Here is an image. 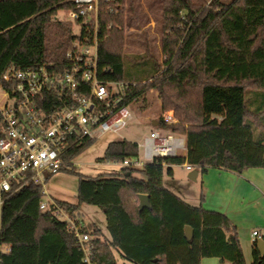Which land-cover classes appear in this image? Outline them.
<instances>
[{"label":"trees","instance_id":"trees-1","mask_svg":"<svg viewBox=\"0 0 264 264\" xmlns=\"http://www.w3.org/2000/svg\"><path fill=\"white\" fill-rule=\"evenodd\" d=\"M129 0H99L98 63L110 68L109 81L133 84L125 104L156 90L163 112L179 120L160 129L186 136L187 155L156 157L142 169L122 167L97 176L63 170L79 179L76 204L56 200L58 208L77 219L83 204L98 207L106 218V238L97 226L80 232L91 238L92 264H117L115 251L131 264H201L205 258L246 264L237 228L223 213L192 206L164 185L173 166L191 165L241 174L264 168V0H211L205 6L186 2L163 5L158 23L163 65L149 57L134 76L125 72L126 10ZM73 0H0V87L11 67H69L67 53L79 38L74 23L53 21L58 11L75 10ZM85 29L82 30V36ZM92 37V36H90ZM154 80L153 85L134 84ZM48 111L47 108H45ZM2 116L0 113V127ZM82 140L64 156L72 162L94 144ZM127 140L110 142L99 163L118 164L138 156ZM151 207L139 209V195ZM42 187L29 184L11 194L1 219L0 243L10 246L1 264H87L75 232L53 209L43 211ZM186 227L192 238L186 237ZM252 264H264L257 242Z\"/></svg>","mask_w":264,"mask_h":264},{"label":"built area","instance_id":"built-area-1","mask_svg":"<svg viewBox=\"0 0 264 264\" xmlns=\"http://www.w3.org/2000/svg\"><path fill=\"white\" fill-rule=\"evenodd\" d=\"M73 2L76 9L65 15L78 24L75 34L79 38L67 53L69 67L63 71L46 66L31 70L11 67L3 75L11 86L3 89L7 102L0 107V231L3 207L11 194L33 184L41 186L46 195L50 177L73 165L64 156L75 145L85 139L95 141L106 133L119 134L132 119L125 100L133 84L104 79L111 69H101L98 63L99 0ZM161 120L169 127L180 123L174 112H164ZM161 130L151 131L144 143L138 144V156L116 165L142 169L156 157L184 156L186 136ZM140 149H144L142 154ZM183 166L187 171L194 169L188 163ZM40 209H53L68 223L84 262L92 264L91 238L80 232L85 223L59 209L53 198L42 200ZM251 237L253 242L264 241V229L253 230ZM9 251V245L0 243V264L1 255Z\"/></svg>","mask_w":264,"mask_h":264},{"label":"rangeland","instance_id":"rangeland-1","mask_svg":"<svg viewBox=\"0 0 264 264\" xmlns=\"http://www.w3.org/2000/svg\"><path fill=\"white\" fill-rule=\"evenodd\" d=\"M186 2L192 4H201L207 6L211 0H129L126 10V44L125 52V72L127 79L129 74L133 76L142 65L141 59L149 57L156 63L163 65L164 55L162 53L161 35L159 34L158 23L162 20L163 5L167 2ZM231 0H222L228 3ZM56 16L60 21L66 20L65 11H58ZM79 30L78 24H74V31ZM134 76L133 79H137ZM154 80H145L141 83L134 84L138 87H147L153 85ZM7 102L4 90L0 87V107ZM12 103V101H10ZM161 99L156 90H149L144 99L133 103L130 106L132 119L128 126L121 130L119 134L106 133L95 140L94 144L85 150L81 155L73 160V166L76 173L84 176H97L107 173L108 170H119L121 167L114 163H99V159L103 156L107 145L110 142L127 140L143 144L151 131L161 130L159 127L152 125L153 121H158L164 113L161 108ZM172 112V111H171ZM162 131V130H161ZM178 134V133H177ZM144 149H140L142 154ZM189 172L182 167L176 168L175 181L167 184L172 188L177 196L192 206H199V199L194 197L198 195L199 184L188 179ZM167 177V176H165ZM167 179V178H166ZM79 179L76 174L60 171L50 177L46 183V195L43 200L48 202L50 198L55 200L76 204V194L78 191ZM185 196V197H184ZM78 218L85 225L97 226L107 233L105 214L95 206L83 204L79 209ZM109 237V235H108ZM245 245L242 246V249ZM117 264H131L124 260L120 254L115 251Z\"/></svg>","mask_w":264,"mask_h":264},{"label":"crops","instance_id":"crops-1","mask_svg":"<svg viewBox=\"0 0 264 264\" xmlns=\"http://www.w3.org/2000/svg\"><path fill=\"white\" fill-rule=\"evenodd\" d=\"M186 155L187 153L184 156ZM177 167L185 168L183 165L173 166V177H164L165 187L172 192L174 190L167 184L175 181ZM108 171L107 173L118 172ZM193 171H197L194 184H199V191L198 195H195L193 190L192 192L194 197L199 199V206L223 213L230 219L237 228L241 247L245 245L243 253L246 264H252L254 242L251 233L255 229H264V168H249L241 174L217 168H209L206 173L197 169L188 172L190 174ZM101 231L109 238L103 229ZM201 264L229 263H224L218 258H205Z\"/></svg>","mask_w":264,"mask_h":264},{"label":"water","instance_id":"water-1","mask_svg":"<svg viewBox=\"0 0 264 264\" xmlns=\"http://www.w3.org/2000/svg\"><path fill=\"white\" fill-rule=\"evenodd\" d=\"M53 21L61 23L60 19L57 16H55L53 18ZM152 125L154 127H157L159 125V122L158 121H153ZM188 179L191 180V181H196V179H197V171L191 172L188 175ZM139 202H140L139 203V209L140 210H143L144 208H150L151 207L148 195H145V194L139 195ZM185 232H186V237L189 240H191V238H192V229L190 227H186ZM257 246H258V249H259L260 253L262 255H264V241H258L257 242Z\"/></svg>","mask_w":264,"mask_h":264}]
</instances>
